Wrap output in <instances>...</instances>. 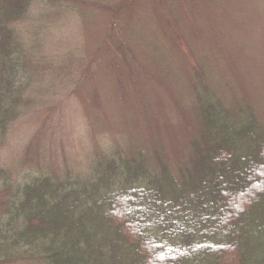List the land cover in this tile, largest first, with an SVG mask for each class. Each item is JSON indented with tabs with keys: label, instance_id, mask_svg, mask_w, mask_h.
<instances>
[{
	"label": "rangeland",
	"instance_id": "rangeland-1",
	"mask_svg": "<svg viewBox=\"0 0 264 264\" xmlns=\"http://www.w3.org/2000/svg\"><path fill=\"white\" fill-rule=\"evenodd\" d=\"M13 26L24 52L13 84L20 102L0 141V214L16 190L1 185L4 176L83 186L82 177L123 168L169 128L175 169L208 95L264 116V0H34Z\"/></svg>",
	"mask_w": 264,
	"mask_h": 264
},
{
	"label": "trees",
	"instance_id": "trees-1",
	"mask_svg": "<svg viewBox=\"0 0 264 264\" xmlns=\"http://www.w3.org/2000/svg\"><path fill=\"white\" fill-rule=\"evenodd\" d=\"M33 2L0 0V141L20 102L13 97L21 87L13 84L24 47L13 24ZM194 74L208 91L206 76ZM259 111L245 102L225 105L214 95L201 99L198 134L180 158L175 150V169L167 152L168 139L177 137H168L169 128L123 168L82 177L83 186L34 174L21 185L4 176L1 185L16 190L0 214L1 262L264 264Z\"/></svg>",
	"mask_w": 264,
	"mask_h": 264
}]
</instances>
